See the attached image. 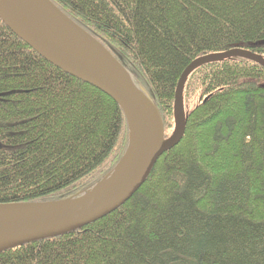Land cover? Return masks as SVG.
Here are the masks:
<instances>
[{"label":"trees","instance_id":"1","mask_svg":"<svg viewBox=\"0 0 264 264\" xmlns=\"http://www.w3.org/2000/svg\"><path fill=\"white\" fill-rule=\"evenodd\" d=\"M144 86L165 129L201 56L264 57V0H51ZM180 144L130 201L0 264H264V68L233 56L189 75ZM118 103L58 69L0 19V203L76 198L128 149Z\"/></svg>","mask_w":264,"mask_h":264},{"label":"water","instance_id":"2","mask_svg":"<svg viewBox=\"0 0 264 264\" xmlns=\"http://www.w3.org/2000/svg\"><path fill=\"white\" fill-rule=\"evenodd\" d=\"M0 19L47 62L118 103L130 135L128 149L115 169L86 193L54 202L0 203V254L75 232L130 201L148 181L162 154L178 146L186 133L183 95L190 74L233 56L264 68V58L245 48L211 53L191 62L180 76L173 108L175 128L166 137L160 112L130 72L51 0H0Z\"/></svg>","mask_w":264,"mask_h":264},{"label":"rangeland","instance_id":"3","mask_svg":"<svg viewBox=\"0 0 264 264\" xmlns=\"http://www.w3.org/2000/svg\"><path fill=\"white\" fill-rule=\"evenodd\" d=\"M264 58V57H263ZM132 79H133V77H132ZM134 80V79H133ZM134 82L140 87V89L142 90V91H144V93L146 94V95H148L149 96V94H148V92L147 91H145V89H144V86L141 84V83H139L137 80L135 81L134 80ZM258 82H260V83H264V81H258ZM200 98V95L199 94H196L195 96H190V98L187 100L186 98L184 99L185 100V102H184V106H185V110H186V114H188L189 112H191V109L199 102V99ZM174 128H175V122H174V115H173V118H172V120H170L169 121V127L168 128H166L165 129V133H166V137H171V135L173 134V131H174ZM115 169V168H114ZM113 169V170H114ZM112 170V171H113ZM111 171V172H112ZM110 172V173H111ZM110 173H108L107 174V176L110 174ZM106 176V177H107ZM105 177V178H106ZM104 179V178H103ZM101 182V181H100ZM99 183V182H98Z\"/></svg>","mask_w":264,"mask_h":264},{"label":"bare ground","instance_id":"4","mask_svg":"<svg viewBox=\"0 0 264 264\" xmlns=\"http://www.w3.org/2000/svg\"><path fill=\"white\" fill-rule=\"evenodd\" d=\"M61 33H63V32L61 31Z\"/></svg>","mask_w":264,"mask_h":264}]
</instances>
